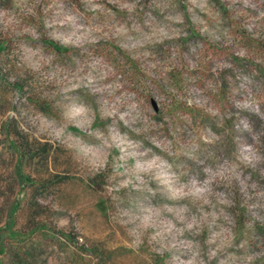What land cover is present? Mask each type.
Wrapping results in <instances>:
<instances>
[{
  "label": "rangeland",
  "instance_id": "374dc122",
  "mask_svg": "<svg viewBox=\"0 0 264 264\" xmlns=\"http://www.w3.org/2000/svg\"><path fill=\"white\" fill-rule=\"evenodd\" d=\"M0 264H264V0H0Z\"/></svg>",
  "mask_w": 264,
  "mask_h": 264
}]
</instances>
